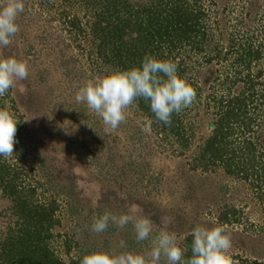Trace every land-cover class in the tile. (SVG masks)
<instances>
[{"label": "rangeland", "instance_id": "rangeland-1", "mask_svg": "<svg viewBox=\"0 0 264 264\" xmlns=\"http://www.w3.org/2000/svg\"><path fill=\"white\" fill-rule=\"evenodd\" d=\"M208 1L212 0L204 3L215 31L237 40L264 41V0H213L216 5L212 6ZM23 3L25 11L17 17L19 31L13 45L0 48V55L14 57L28 67L27 79L11 88L2 101V109L17 120V143L7 161L19 166L29 183L39 185L42 199L56 200L60 224L53 232L60 238L54 245L65 264L81 262L83 255L95 251H147L150 242L137 243L131 224L118 228L110 223L101 234L91 230L94 219L105 212L128 214L132 204L139 205L140 214L153 221V237L164 216L173 218L168 230L176 234L181 247L189 226H223L231 236L229 254L236 264L254 260L264 264V207L253 192L220 170H190V160L208 137L206 128L215 115L205 113L204 100L197 105L196 115L192 111L195 104L188 107L192 113L185 119L194 128V144L181 155L175 145L163 140L164 134L156 133L149 118L130 107L125 110V121L116 130L109 129L85 103L75 100L79 87L106 73L86 61L92 46L82 38L74 39L67 16L62 18L61 10L68 12L67 5L65 8L58 0ZM251 5H256V11ZM247 11L255 20L245 19ZM68 13L70 17L80 15L77 5ZM192 63L188 61L189 66ZM209 69L218 72L221 66L212 64ZM252 71L256 74L257 68ZM255 81L256 89L264 92V75ZM203 91L209 93L208 86ZM260 109L254 135L263 138L264 107ZM149 122L150 132L146 130ZM121 195L127 198L121 199ZM7 207L0 193V239L8 223ZM228 208L235 211L231 216L236 222L222 225L217 217ZM64 241L72 246L68 255L59 251ZM161 264H166L164 258Z\"/></svg>", "mask_w": 264, "mask_h": 264}, {"label": "trees", "instance_id": "trees-1", "mask_svg": "<svg viewBox=\"0 0 264 264\" xmlns=\"http://www.w3.org/2000/svg\"><path fill=\"white\" fill-rule=\"evenodd\" d=\"M58 1L65 8L67 5L68 12L77 5L80 15L70 17L62 9V18L67 16L74 39L90 42L92 49L86 61L104 73L139 66L146 54L175 62L178 75L196 90L192 109L195 115L202 99L205 113L215 114L206 128L208 137L190 160V170H220L246 184L264 207V137L254 135V126H259L257 109L264 107V92L256 89L258 83H255L264 75V41L260 39L256 43L248 37L237 40L234 35L226 37L223 31H215L204 0ZM208 4L216 5V1ZM251 6L256 11V5ZM251 15L250 11L246 12L245 19L249 22L255 20ZM261 29L264 30V24ZM191 60L192 66H189ZM212 64L221 69L208 72L207 67ZM201 68L206 70L199 71ZM253 68H257L256 74ZM205 86L209 93L203 91ZM6 96L0 97V109ZM130 109L149 118L156 133L164 134L163 140L175 145L179 155L194 144V128L185 119L192 113L189 108L187 112L173 113L169 125L156 119L148 101L138 99ZM38 186L35 182L29 183L19 166L0 156V193L8 203L9 213L0 239V264H65L54 245L60 238L53 232L60 224L56 216L57 202L53 198L42 199ZM233 212L224 209L218 221L222 225L235 223ZM195 226L186 230L190 232ZM191 240L187 235L183 247L190 246ZM71 249L67 241L64 247H59L65 255ZM246 264L263 263L254 260Z\"/></svg>", "mask_w": 264, "mask_h": 264}, {"label": "clouds", "instance_id": "clouds-1", "mask_svg": "<svg viewBox=\"0 0 264 264\" xmlns=\"http://www.w3.org/2000/svg\"><path fill=\"white\" fill-rule=\"evenodd\" d=\"M24 11L23 0H0V48L13 43V37L19 31L17 17ZM27 77L25 62L0 55V97ZM21 90L26 91L22 85ZM138 99L148 101L156 119L169 125L173 113L179 114L191 107L196 100V90L178 75L175 62L146 54L139 66L97 75L79 87L75 95L77 103H85L113 131L125 121V110ZM16 125L13 114L0 109V156L6 159L14 155ZM146 130L151 131L150 122ZM120 198L127 197L121 195ZM140 213L142 209L137 204L130 206L128 214L105 212L94 219L91 230L101 234L110 223L118 228L131 224L137 243L150 242L147 251H95L83 255L80 264H161L162 258L166 264H236L229 254L231 236L223 226L209 228L196 225L189 232L192 237L190 246L181 247L176 234L168 230L173 218L161 217L158 233L153 237L156 226L149 217ZM120 247H126L123 240Z\"/></svg>", "mask_w": 264, "mask_h": 264}]
</instances>
